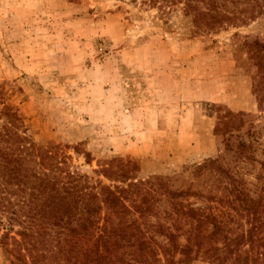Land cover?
Listing matches in <instances>:
<instances>
[{
  "label": "rangeland",
  "instance_id": "374dc122",
  "mask_svg": "<svg viewBox=\"0 0 264 264\" xmlns=\"http://www.w3.org/2000/svg\"><path fill=\"white\" fill-rule=\"evenodd\" d=\"M248 38L264 41V17L194 34L177 0H0V90L33 141L58 146L91 182L113 184L96 172L131 160L137 179L171 178L219 204L190 199L196 206L219 209L217 178L195 174L204 161L218 159L252 196L264 182V102ZM227 112L243 126L215 135ZM225 212L233 227L241 220ZM0 264H10L1 248Z\"/></svg>",
  "mask_w": 264,
  "mask_h": 264
},
{
  "label": "trees",
  "instance_id": "16d2710c",
  "mask_svg": "<svg viewBox=\"0 0 264 264\" xmlns=\"http://www.w3.org/2000/svg\"><path fill=\"white\" fill-rule=\"evenodd\" d=\"M177 1L194 34L264 17V0ZM244 48L264 102V41L248 38ZM242 117L227 112L214 134L230 137ZM249 149L244 141L236 144L239 155ZM59 152L33 141L0 90V248L10 264H264V182L252 196L218 159L206 160L195 174L217 178L225 209L199 207L190 199L218 204L215 195L173 189L171 178L160 175L137 179L136 162L120 158L96 172L113 184L91 182L71 171ZM229 210L244 222L233 227Z\"/></svg>",
  "mask_w": 264,
  "mask_h": 264
}]
</instances>
